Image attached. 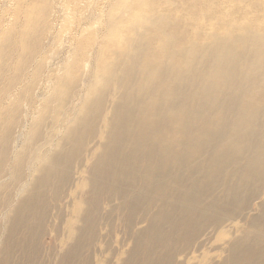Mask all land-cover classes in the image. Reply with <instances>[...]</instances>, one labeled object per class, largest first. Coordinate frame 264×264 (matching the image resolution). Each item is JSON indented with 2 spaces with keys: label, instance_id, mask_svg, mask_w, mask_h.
<instances>
[{
  "label": "bare ground",
  "instance_id": "6f19581e",
  "mask_svg": "<svg viewBox=\"0 0 264 264\" xmlns=\"http://www.w3.org/2000/svg\"><path fill=\"white\" fill-rule=\"evenodd\" d=\"M28 1L0 31V264H264V28L223 11L221 33L160 28L148 51L174 19L136 14L101 72L68 81L49 0Z\"/></svg>",
  "mask_w": 264,
  "mask_h": 264
},
{
  "label": "rangeland",
  "instance_id": "374dc122",
  "mask_svg": "<svg viewBox=\"0 0 264 264\" xmlns=\"http://www.w3.org/2000/svg\"><path fill=\"white\" fill-rule=\"evenodd\" d=\"M72 1L79 3L81 0ZM28 2V0H0V31L7 29L16 17L24 14L29 6ZM67 3L68 0H49L47 2L51 12L50 18L47 19V24L44 26L48 27L49 34L46 32L44 35H46L49 44L45 46L47 47L45 49L51 51V48H58L60 52L59 65L56 63V59L50 58L47 63L50 65L49 68L60 66L61 71L64 72L62 74L67 75L68 81L76 79L84 62H88L90 65L89 75L101 72V69L115 57L114 52L119 53L122 42H124L122 38L127 41V23L136 14H146L152 17L165 15L174 19L172 25L159 23L154 29L146 30L148 27L144 28L146 32L142 33V40L148 43V51H151L150 47L155 45L154 41L160 28L176 35L175 41L178 43H185L188 40L201 43L206 40L203 31H210L213 28L221 33L223 24L215 19H218L223 11L228 13L226 20L245 17L244 19L249 21V26L264 28V0H84V6L80 13H74L75 10L65 11L64 5ZM71 16L79 17L80 21L74 24V20L69 26L65 24L66 28H63L65 17ZM197 28L200 32L194 31ZM236 48H240V44H237ZM47 71V69L44 70L42 75H46ZM46 82L45 77L39 78L37 91L45 93L49 89ZM49 235L48 233L43 235V243H50L52 238ZM122 253L123 245L121 244L118 254L119 261H123ZM44 256L52 257L50 253H40V255L38 253L34 255V258L39 260L38 264H49L42 259ZM60 257L59 254L54 256L53 259H50V264H59ZM104 257L107 259V254ZM72 258L74 259L73 256ZM6 262L7 264L16 263ZM202 263L206 264L203 261L182 264ZM94 264H98V262Z\"/></svg>",
  "mask_w": 264,
  "mask_h": 264
}]
</instances>
